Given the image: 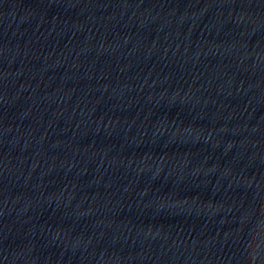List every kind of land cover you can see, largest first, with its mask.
Instances as JSON below:
<instances>
[{
  "label": "water",
  "instance_id": "95a60500",
  "mask_svg": "<svg viewBox=\"0 0 264 264\" xmlns=\"http://www.w3.org/2000/svg\"><path fill=\"white\" fill-rule=\"evenodd\" d=\"M0 264H264V0H0Z\"/></svg>",
  "mask_w": 264,
  "mask_h": 264
}]
</instances>
